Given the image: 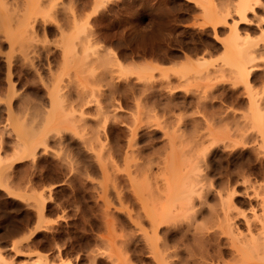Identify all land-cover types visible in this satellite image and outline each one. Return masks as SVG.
Masks as SVG:
<instances>
[{
    "label": "rangeland",
    "instance_id": "374dc122",
    "mask_svg": "<svg viewBox=\"0 0 264 264\" xmlns=\"http://www.w3.org/2000/svg\"><path fill=\"white\" fill-rule=\"evenodd\" d=\"M237 5L0 0V172L8 183L0 185V252L7 264H40V256L45 264H161L162 251L172 256L167 264L230 262L213 250L212 258L209 245L220 238L227 248L229 224L245 234L264 219V136L248 104L256 97L264 119V0L245 20ZM233 21L253 56L247 80L221 62ZM68 42L72 63L63 57ZM52 91L61 101L53 117ZM200 186L202 200L181 196ZM172 191L197 209L181 208ZM150 216L166 222L156 240ZM197 226L227 233L216 231L209 245L198 233L201 245Z\"/></svg>",
    "mask_w": 264,
    "mask_h": 264
},
{
    "label": "bare ground",
    "instance_id": "6f19581e",
    "mask_svg": "<svg viewBox=\"0 0 264 264\" xmlns=\"http://www.w3.org/2000/svg\"><path fill=\"white\" fill-rule=\"evenodd\" d=\"M238 1V5H237V8H236V11L241 15V20H245L244 18H245V12L247 11V10H249V9H252V4H257L258 3V1L259 0H237ZM253 2V3H252ZM255 2V3H254ZM257 2V3H256ZM237 12H236V14H237ZM247 16V15H246ZM223 18V17H222ZM218 19H221V18H218ZM239 19V18H238ZM208 22H209V20H208ZM220 22V21H219ZM219 22H218V24H219ZM223 24V23H222ZM216 26V25H215ZM215 26L213 27V29L215 30ZM230 26V25H229ZM232 26V25H231ZM233 28H232V34L230 35V37L229 38H225V40H223L222 41V45H223V53L224 54H221V55H224L223 56V59L221 58V62H223V63H226V65H230V66H233L234 68H235V72H236V74H238V76H240L241 78H243V79H248V77H249V75H250V73H251V71L247 68V64L252 60V58H253V56L249 53L250 51H248L247 50V48L245 47V46H243L242 45V43H240V39H239V34H238V31H237V29H236V24H235V22L233 21V26H232ZM229 29V28H228ZM244 38H246V37H244ZM241 41H243V40H241ZM247 41V40H246ZM246 41H244V43H246ZM248 42H249V40H248ZM66 45V47H65V49L63 50V57H64V59L66 60V62H67V60H69L71 63H72V60H70L71 59V51H70V44H69V42L67 43V44H65ZM69 47V48H68ZM87 50V49H86ZM88 51V50H87ZM84 57H85V55H84ZM68 58H70V59H68ZM63 60V59H62ZM64 60V61H65ZM74 60V59H73ZM76 60H78V59H76ZM82 61H83V58H82ZM82 61H81V63L80 64H82ZM203 61V60H202ZM80 62V61H79ZM84 62V61H83ZM199 62V61H198ZM201 62V61H200ZM199 62V63H200ZM204 62H205V60H204ZM203 62V63H204ZM71 63H67L68 65L70 64L71 65ZM74 63H76V62H74ZM203 63L200 65V67L203 65ZM199 65V64H198ZM233 68V69H234ZM248 83V82H247ZM251 83V82H250ZM248 85V84H247ZM250 86V85H249ZM167 87H169V86H167ZM58 90V89H57ZM251 92V91H250ZM59 93V92H58ZM49 96H50V110H49V114L50 113H52V115L53 114H55V113H58L59 111V109L58 108H61L60 107V104H61V101L59 100V97H58V95H57V93L55 92V91H52V92H50L49 93ZM255 96V95H254ZM250 97V96H249ZM256 98V97H255ZM254 97H253V95L250 97V101H249V110H250V113H251V116H250V114H249V116L252 118V120L249 118V116H247L248 115V113L249 112H247L246 113V116H247V119H250L252 122H254L253 124H255V127L257 126V127H259L261 130V133H262V135L264 136V119H263V114H262V108H261V106H260V103H258L257 101H256V99H255ZM150 100V99H149ZM259 101V100H258ZM248 104H247V107H248ZM261 105H262V103H261ZM81 106H83V105H81ZM184 106V105H183ZM175 107V106H174ZM262 107H263V105H262ZM170 108V107H169ZM61 110H63V109H61ZM59 115H60V112L58 113ZM51 115V114H50ZM51 115V117H53ZM244 116V115H243ZM50 117V118H51ZM245 117V116H244ZM47 118V117H46ZM56 119V118H55ZM47 120H49V119H46V122H48ZM58 121V120H57ZM46 124V123H45ZM47 125V124H46ZM45 125V126H46ZM45 126H44V128H45ZM21 131V130H20ZM134 131V134H135V130H133ZM27 133V132H26ZM131 134H133V133H131ZM134 134H133V136H134ZM29 135V138H30V140L32 139V137L30 136V134H28ZM28 137V136H27ZM29 138H27V139H29ZM263 140H264V138H263ZM29 142V141H28ZM260 143V142H259ZM29 144V143H28ZM263 147V146H262ZM258 149V148H257ZM260 149H261V147H260ZM264 149V148H263ZM263 152V151H262ZM1 162H2V159H1ZM1 164H3V163H1ZM174 164V163H173ZM174 168V167H173ZM183 168V167H182ZM170 169H171V167H170ZM184 169V168H183ZM3 170V169H2ZM5 170V169H4ZM181 171H183L182 169H181ZM6 172V171H5ZM9 172V171H8ZM173 172V171H172ZM175 172V171H174ZM174 172L172 173V174H174ZM2 173V174H1ZM5 174V173H4ZM4 174H3V172H0V185L2 186V187H5V186H3V185H7L8 183H6V179H4L5 180V182L3 183V179H2V177L4 176ZM7 174V173H6ZM187 175V174H186ZM197 176H198V174H196ZM9 176V175H8ZM8 176H6L7 178H8ZM166 177V176H165ZM164 177V178H165ZM174 177H177L175 174H174ZM186 177V176H185ZM185 177H183V176H181V177H178V178H180V180L183 178V180H187V178H185ZM187 177H189V175L187 176ZM195 177V176H194ZM193 178V177H192ZM200 178H202L201 176H200ZM174 179V178H173ZM11 180V179H10ZM172 180V179H171ZM175 181H173V182H175V183H177V181H176V179H174ZM195 180H196V178H195ZM194 180V178H193V181L194 182H196ZM198 180H199V178H198ZM203 180V179H202ZM193 181H190V182H192V183H194ZM201 180H199V182H200ZM172 182V183H173ZM179 182V181H178ZM185 182V181H184ZM188 181H186V183H187ZM202 182V181H201ZM201 182L199 183V185H201ZM6 183V184H5ZM166 183H167V181H166ZM181 183V182H180ZM180 183H178V184H180ZM204 183V182H203ZM183 184H185V183H183ZM205 184V183H204ZM223 184V183H222ZM9 185H11V184H9ZM164 185V184H163ZM194 185H195V183H194ZM197 185H198V182L196 183V187H197ZM198 185V186H199ZM203 185V184H202ZM207 185V184H206ZM205 185V186H206ZM212 185V184H211ZM186 187H187V185H185ZM194 186V187H195ZM205 186H200V187H198V189L196 190V189H189L188 188V190H184L185 191V193H184V195H181V194H183V193H181L178 189H176L178 192H180L181 194V196H183V198H185L186 197V199L188 198V200L191 202V199L193 198V196H194V194H196V195H198L199 197L198 198H200L201 200L204 198V195L202 194V189H204V188H202V187H205ZM208 186V185H207ZM193 187V186H192ZM222 187V186H221ZM232 187V186H231ZM26 188V187H25ZM167 188L168 187H166V191H167ZM176 188V187H175ZM222 188H224V187H222ZM169 189V188H168ZM172 189V188H171ZM205 189H206V187H205ZM207 189H208V187H207ZM228 189V188H227ZM13 190V189H12ZM221 190V189H220ZM226 190V189H225ZM233 190V189H232ZM231 190V191H232ZM14 191V190H13ZM163 191H164V189H163ZM174 191V190H173ZM173 191L171 192V194H173ZM176 192V191H175ZM218 192V191H217ZM221 193H222V191H220ZM219 192V193H220ZM225 192V191H224ZM167 193H169L170 194V192H169V190H168V192ZM194 193V194H193ZM233 193H235L234 191H232V192H228V193H226L227 194V197H225V199H226V201H232V196H233ZM8 194V193H7ZM193 195V196H192ZM235 195V194H234ZM6 196H8V195H6ZM25 196V195H24ZM165 196V195H164ZM174 196V197H173ZM173 196H171L172 198H174L175 199V197H177L175 200H178V201H180V200H183V202L185 203V201H184V199L182 198V199H180L179 200V195H175V194H173ZM185 196V197H184ZM219 196L220 197H222L223 195L222 194H219ZM219 196H218V198H219ZM225 196V195H224ZM27 197V196H26ZM167 197V196H166ZM196 197V196H195ZM21 198H23V197H21ZM222 198H224V197H222ZM220 199V198H219ZM171 201V200H170ZM173 202H175L174 200H172ZM224 205H225V201L223 200V199H221L220 200ZM183 202L181 201V202H179V204H181V208H183L184 207V205H186V203L185 204H183ZM165 203V202H164ZM171 203V202H170ZM176 203V202H175ZM192 203V202H191ZM201 204L203 203V201L202 202H200ZM218 203H220V202H218ZM262 203V202H261ZM169 204V203H168ZM177 204V203H176ZM187 204H189L190 205V203L188 202ZM193 204V203H192ZM174 205V204H173ZM220 205V204H219ZM227 205V204H226ZM169 206V205H168ZM178 206V205H177ZM180 206V205H179ZM179 206H178V209H179ZM199 206V205H198ZM201 206V205H200ZM209 206V205H208ZM174 207V206H173ZM189 208H190V210H189V212H191L192 213V211L194 212L195 210H193V208H195V207H193L192 205H190V206H188ZM187 207V208H188ZM171 208H172V205H171ZM185 209H187L186 207H184ZM156 209H158V208H156ZM174 209H176V208H174ZM178 209H177V211H178ZM184 209V210H185ZM162 210V209H161ZM170 209H169V207H168V211H169ZM179 210H181V209H179ZM199 210V209H198ZM154 212H155V210H153ZM158 211V210H157ZM156 211V212H157ZM168 211H166V213L164 214L166 217L167 216H169L168 215V213H170V211L168 212ZM174 211V210H173ZM177 211H175L174 213L176 214L177 213ZM186 211V210H185ZM200 211V210H199ZM154 212H152L151 210H150V213H154ZM155 212V214H158V213H156ZM155 214H154V216H155ZM160 214H162L163 215V212H161L160 211ZM171 214H173L172 213V211H171ZM178 215V214H177ZM191 215H193V214H191ZM196 214L194 213V215H193V218H194V216H195ZM160 216V215H159ZM172 216H174V215H172ZM4 217V216H3ZM153 216H150V218H152ZM156 217H158L157 215H156ZM162 217V216H161ZM178 217V216H177ZM170 218H171V216H170ZM169 218V219H170ZM190 218H192V217H190ZM260 218V217H259ZM258 218V219H259ZM156 218L154 217V218H152L151 220L152 221H154L153 222V225L150 227L152 230V240H156V232H157V229L159 228V225L162 223L163 225H166V222H165V224L163 223V221L162 220H155ZM178 219V218H177ZM261 219V218H260ZM259 219V220H260ZM3 220V219H2ZM193 220V219H192ZM167 221H168V218H167ZM176 221V220H175ZM195 222H196V220H195ZM260 223V226L259 227H257L256 229H254V228H252V226L249 224V225H247L248 227H247V229H246V232H245V234H242V233H238V231L236 232V227L233 225V223L232 222H229V223H232V224H226V225H228V228H229V230L226 228V230H228L229 231V233L231 234L230 235V238L229 239H227V248H223V247H221V242L219 241L220 240V238H219V240H218V242H217V240H216V243H215V241H214V239H213V237H216L217 235L215 234L216 233V231H218V230H216V229H214L213 230V232H211L210 233V230H209V232H207L206 230H208V229H210V228H204V227H202V228H204V231H202L201 232V230H202V228L201 227H199V226H197V228L195 227V232L197 231V234L195 233V235H196V237L194 236V238L193 239H195L196 238V240H198V237L200 236L198 233H200V234H202V236L204 237V235H205V237L207 238H212L213 239V241H214V243L215 244H212L211 242H210V240L208 239V242L206 241V243H208V245H209V247L211 248V256H212V254H213V251H214V253L217 255V259L218 260H220V256L223 258V256H225V255H229L230 256V262H225V264H264V219H261L260 221H259ZM169 223V222H168ZM167 223V224H168ZM170 223H171V221H170ZM248 223V222H247ZM235 224V223H234ZM169 225V224H168ZM191 225V224H190ZM217 226V225H216ZM223 226V225H222ZM215 227V226H214ZM213 227V228H214ZM218 227V226H217ZM216 227V228H217ZM212 228V227H211ZM194 229V228H193ZM221 229V228H220ZM24 230V229H23ZM206 231V232H205ZM212 231V230H211ZM220 231V230H219ZM218 231V232H219ZM221 233L220 234H226L227 232L225 231V230H222L221 229V231H220ZM155 234V235H154ZM167 234V233H166ZM216 235V236H213V235ZM218 234V233H217ZM23 235H25V234H23ZM27 235V234H26ZM153 235L155 236V239H153ZM198 235V236H197ZM202 236H200L199 237V240L201 239V237ZM17 237V236H16ZM148 237V236H147ZM147 237H146V239H147ZM160 238V237H159ZM169 238V237H168ZM205 238V239H206ZM217 238V237H216ZM195 240V241H196ZM199 240L198 241H196V242H199ZM221 241H222V239H221ZM13 242V241H12ZM210 242V243H209ZM152 242H150V244H151ZM160 244H161V242H160ZM200 244L201 245H203L202 243H201V240H200ZM16 245V244H15ZM15 245H13V247H16ZM19 245V244H18ZM155 245V244H154ZM164 245V244H163ZM166 245V244H165ZM150 246H152V244L150 245ZM205 246H207V245H205ZM225 246H226V244H225ZM159 247V246H158ZM164 247V246H163ZM209 247H207L208 249H209ZM151 248V247H150ZM160 248H161V246H160ZM166 248H168V246L166 247ZM171 248V247H170ZM196 248H197V246H196ZM4 249V248H3ZM16 249V248H15ZM163 249V248H162ZM162 249H161V251H162ZM5 250V249H4ZM158 250H159V248H158ZM168 250V249H167ZM199 250V249H198ZM197 250V251H198ZM213 250V251H212ZM160 251V250H159ZM160 251V252H161ZM165 251H166V249H165ZM193 251V250H192ZM202 250H200V252H201ZM210 251V250H209ZM9 252V251H8ZM18 252V251H17ZM173 252H175V250L173 251ZM2 252H0V261H2V262H4L5 264H7L6 262H7V260L5 261L2 257V254H1ZM161 253H163V251L161 252ZM159 254L160 255V257H159V260L160 261H158L159 263H161V264H167L166 263V260H167V258L170 256V254H168V253H166V255H165V253H163V254ZM206 253H208V251L206 252ZM206 253H205V255L203 254V251H202V253L201 254H203L202 255V257H204V256H206V258L208 257L207 255H206ZM172 254V253H171ZM174 254V253H173ZM192 254V253H191ZM155 255H157V254H155ZM200 255V254H199ZM216 255H215V258H216ZM9 256V255H8ZM7 256V257H8ZM39 256V255H38ZM176 256V255H175ZM211 256H210V259H211ZM170 257H172V256H170ZM214 257V254H213V256H212V258ZM6 258V257H5ZM8 259V258H7ZM44 257H42V256H40L39 257V260H40V264H45L46 262H44ZM169 259V258H168ZM172 259V258H171ZM179 259V258H178ZM206 260V259H205ZM213 260V259H212ZM169 261V260H168ZM167 261V262H168ZM170 262V261H169ZM220 262V261H219ZM174 263V262H173ZM172 263V264H173ZM183 263V262H182ZM8 264H11L10 263V261H9V263ZM157 264V263H156ZM170 264V263H169ZM220 264V263H219Z\"/></svg>",
    "mask_w": 264,
    "mask_h": 264
}]
</instances>
